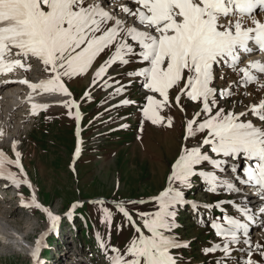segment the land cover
<instances>
[{
    "label": "rangeland",
    "instance_id": "1",
    "mask_svg": "<svg viewBox=\"0 0 264 264\" xmlns=\"http://www.w3.org/2000/svg\"><path fill=\"white\" fill-rule=\"evenodd\" d=\"M121 4L135 7L130 0H113L109 8L121 19L128 20L119 10ZM129 23L131 25L132 21ZM114 51L115 47L102 52L86 73L71 78L62 77L71 96L59 92L42 93L39 89L33 91L26 85L23 93L28 99H34L30 105L26 101L8 117L1 115L4 110L0 109V119L5 120L0 126V131L4 133L0 136V150L12 160L17 159L16 152L20 153V164L26 169L28 177L15 164H9V171L31 184V187L28 183L16 187L10 180L0 178V264H53L57 254L66 259L70 255L65 250L73 235L80 254L87 256L85 264H111L109 257L114 255L111 249L115 247L123 252L137 235L132 224L117 209V203L122 202L136 224L142 227L138 213L157 210L153 197L168 186L172 165L184 145L196 146L205 135L198 134L187 141L184 139L187 120L199 111L200 105L184 96H181L180 105H176L178 93L175 88L169 94L171 106L160 111V115L165 118L173 117L171 127L167 126V119L160 124H153L144 117L146 97L157 94L149 93L143 87V77L128 75L147 66L139 62L137 57H126L130 61L128 64L116 62L101 78H95L96 70ZM24 63L30 64L31 68L25 70L17 67L3 73L0 83L19 77H24L30 83H39L50 77L37 58L29 57ZM214 75L216 78L212 86L218 90V105L225 112L246 111L247 106L264 99V89L258 83H250L246 87L238 85L236 82L240 76L226 65L215 66ZM260 82L264 83V79L260 78ZM229 87L234 93L232 96L219 95L220 89ZM5 90L2 89V95L6 93ZM157 99H160L158 95ZM125 100L130 103L124 104ZM65 101L74 104L69 108L65 106ZM33 104L48 107L38 108L33 114ZM77 111L81 114L82 135L78 157L75 156ZM248 119L258 127L264 126L250 113L247 117H241V120ZM202 151L217 158L207 146ZM235 162L240 167L238 175L243 176V168L247 166L243 158L235 161L228 158V165L223 172L213 169L207 162L198 166V169L215 171L221 180H225L230 166ZM236 187L239 188L238 185ZM181 190L186 201L211 202L215 206L202 209L184 203L176 207V227L169 235L187 245L171 250L177 264H246L249 254L253 261L264 264V257L260 255L264 248L255 247L257 244L264 246V214L256 226H249L247 236L242 231L238 234L239 243L228 244L227 254L222 250L226 243L224 237L217 235L216 229L212 227L213 222L229 227L224 216L239 220L244 218L237 211V207L244 204L240 198L241 191H229L226 186H222L216 192H211L199 176L192 177L190 186L182 187ZM33 193L40 205L60 216L57 228L52 229L44 211L26 206L31 203ZM99 201L104 203L100 204ZM73 205L76 207L73 208ZM104 209L112 214L110 222L106 220ZM67 211L78 215L73 222L67 221ZM44 233L47 235L42 241L37 260L31 250ZM145 234H148L146 230ZM94 236L97 241L93 242ZM98 240H102L105 247H101V241L99 245ZM245 240L251 242V250ZM216 245L220 246L216 251H205ZM44 259L48 261L44 262Z\"/></svg>",
    "mask_w": 264,
    "mask_h": 264
},
{
    "label": "snow or ice",
    "instance_id": "2",
    "mask_svg": "<svg viewBox=\"0 0 264 264\" xmlns=\"http://www.w3.org/2000/svg\"><path fill=\"white\" fill-rule=\"evenodd\" d=\"M130 3L135 7L121 4L119 9L129 18L125 20L108 10L110 4L103 5L100 0H0V74L17 67L29 70L31 65L25 64L24 60L35 57L43 63L50 77L39 83H30L26 79L19 82L27 84L33 91L39 89L42 93L59 92L71 96L62 77L86 73L97 56L115 47L112 55L96 70L95 78H101L116 62L128 64V56L145 63L147 66L128 75L143 77V87L160 97L148 95L143 108L144 117L153 124L167 119V126H172L173 117L165 118L160 111L171 106L169 94L174 88L178 93L176 105H180L181 96L200 105L199 111L187 120L184 139L187 141L198 134L205 135L198 145L189 147L185 144L182 148L172 165L168 186L153 197L157 210L138 213L141 227L122 202L116 205L137 235L123 252L115 247L111 249L114 253L109 257L111 264H177L171 250L187 245L169 233L176 227V207L187 203L181 188L189 187L191 178L199 176L211 192L222 186L229 191H240L231 181L221 180L215 171L199 170L198 166L207 162L213 169L223 172L228 158H243L247 166L243 168V176L237 175L235 179L258 188L264 199V126L258 127L250 119L241 120L250 113L264 123V99L247 106L246 111L225 112L218 105V90L212 86L216 78L214 67L226 65L240 76L236 82L238 85L246 87L250 83H258L264 89V83L257 75L264 74V62L249 59L245 63L242 60V56L256 50L264 53V20L257 18V10H264V0H130ZM129 21H132L131 25ZM13 50L19 58L6 61L5 57L12 55ZM233 94L231 87L219 90L223 97ZM64 103L69 108L74 104ZM32 107L35 114L38 108L46 109L48 105L33 104ZM181 110L184 109L181 107ZM76 118H80L78 111ZM3 135L0 131V136ZM205 146L217 158L202 151ZM79 154L77 148L76 155ZM16 156V160H10L0 151V178L10 180L16 187L21 183H28L31 187L28 181L18 179L5 167L15 164L23 171L20 153L17 152ZM231 171L237 173L238 166L231 165ZM26 206L44 211L52 229L61 219L40 205L35 193ZM237 211L248 221H253L250 209L237 207ZM260 211L264 212V208ZM104 212L110 222L111 212L108 209ZM223 219L229 227L216 222L212 227L217 235L224 237L226 243L222 250L227 254L228 244L240 242L238 234L241 231L244 236L248 235L249 224L231 216ZM46 235L42 234L36 241L32 255L37 260ZM245 243L251 250V242L245 240ZM101 247H105L102 240ZM255 247L264 248L259 244ZM218 248L220 246L216 245L205 251L213 252ZM260 255L264 257V250ZM246 264L259 262L253 261L249 254Z\"/></svg>",
    "mask_w": 264,
    "mask_h": 264
},
{
    "label": "bare ground",
    "instance_id": "3",
    "mask_svg": "<svg viewBox=\"0 0 264 264\" xmlns=\"http://www.w3.org/2000/svg\"><path fill=\"white\" fill-rule=\"evenodd\" d=\"M111 1H113V0H100V2L103 5H108V4H110ZM110 10L112 11V8H109V11ZM257 18L264 20V10H259V9L257 10ZM254 52L252 54H245L244 56H242V60L245 63L249 59L253 60L252 58L254 56ZM257 75L260 76L261 79H264V74L258 73ZM22 80H25V79L23 77H19V78H14L12 80L9 79L8 81H5V82L2 81L0 83V109L2 108L4 110V111H2L3 113H1V115L4 114L6 117H8L9 115H11L12 111H14V110L16 111L18 108H20L22 105H24V103H26V101L29 102L27 105H30L31 101H34L33 98L28 99L27 96L25 95V93H23L27 84L19 82ZM2 87L6 89L5 90L6 93H4L5 95L4 94L2 95V92H3ZM257 103H259V102H257ZM27 105H25V106H27ZM12 116H13V114H12ZM4 122H5V120L0 119V126ZM10 160H12V159H10ZM5 167L8 170H11V166L9 164H7ZM22 168H23V174L26 175V177H28V175H27L28 173L26 172V169L24 167H22ZM231 173L233 174L234 177L236 176L235 173H233V172H231ZM27 179L30 181L29 178H27ZM241 193H242V195L240 197L241 200H243L248 206H250L251 209H252L253 205L263 201V199L261 198V194L259 192V189L256 187L248 185L245 190L241 191ZM253 220H255V219H253ZM33 247L35 248L36 245H34Z\"/></svg>",
    "mask_w": 264,
    "mask_h": 264
}]
</instances>
